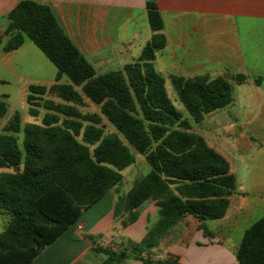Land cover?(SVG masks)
<instances>
[{
  "label": "trees",
  "instance_id": "1",
  "mask_svg": "<svg viewBox=\"0 0 264 264\" xmlns=\"http://www.w3.org/2000/svg\"><path fill=\"white\" fill-rule=\"evenodd\" d=\"M152 32L138 60L122 70L96 75L39 0H20L7 14L0 50L8 53L26 40L56 68L55 83L27 88V113H46L41 123L22 125L15 111L0 132V214L7 217L0 232V264H30L84 211L122 181V171L144 158L150 171L133 181L114 205V220L125 228L136 222L146 202L156 206L139 242L127 241L123 251L96 247L103 264L132 258L152 262L143 254L185 216L199 221L222 218L235 178L227 161L194 131L205 115L232 101V86L223 78L170 77L178 110L168 97L165 79L152 66L166 45L155 0H144ZM65 82H60L61 79ZM244 75H236L240 84ZM53 96L55 102L45 96ZM88 100L99 113H83ZM7 105L0 99V121ZM103 119L113 132L106 133ZM18 135H22L19 143ZM238 264H264V216L245 230L235 251Z\"/></svg>",
  "mask_w": 264,
  "mask_h": 264
},
{
  "label": "crops",
  "instance_id": "2",
  "mask_svg": "<svg viewBox=\"0 0 264 264\" xmlns=\"http://www.w3.org/2000/svg\"><path fill=\"white\" fill-rule=\"evenodd\" d=\"M19 1L0 0V35L7 26V14ZM39 1L50 8L96 75L136 62L152 36L144 0ZM155 2L166 45L155 53L152 66L165 83L171 84L170 77L205 75L226 79L232 86L231 103L205 115L194 131L227 161L235 190L222 218L199 221L185 216L143 255L152 262L238 264L235 251L243 233L264 216V0ZM236 75L246 80L237 84ZM55 77L56 68L27 40L14 51L0 50V83L20 84L24 98L29 86L49 87ZM210 116L214 120L208 123ZM125 170L120 184L84 211L30 264H103L106 255L94 251L96 247L123 251L127 241L139 242L146 233L147 218L156 216V206L146 202L136 222L125 228L114 220L117 199L131 188L126 192L118 188ZM122 264L142 263L129 258Z\"/></svg>",
  "mask_w": 264,
  "mask_h": 264
},
{
  "label": "rangeland",
  "instance_id": "3",
  "mask_svg": "<svg viewBox=\"0 0 264 264\" xmlns=\"http://www.w3.org/2000/svg\"><path fill=\"white\" fill-rule=\"evenodd\" d=\"M166 91L168 94V97L173 102L175 107L184 113V115L187 116V112L183 108V106L177 101L176 94L171 86V84L166 81L165 83ZM0 94H3L2 100L7 105V115H11L14 111L20 112L21 115L24 116L25 119L21 118V122L23 121V125L26 123H41V119L45 115L46 111L43 108L39 109V115L37 118H33L28 115L27 113V105L25 102V98L22 97V89L20 84H16L14 82H10L9 84H2L0 83ZM45 98H49L54 100L55 102H60L57 98L53 96L46 95ZM81 112L83 113H99V107L95 106L88 100H85V105L83 107H80ZM27 120V121H26ZM214 116H210L207 118V122H213ZM25 121V122H24ZM103 122L106 125V133L113 132L114 129L109 125L106 120L103 119ZM7 120L3 119L0 121V132L3 129V127L6 125ZM199 130V125H194V130ZM19 143H21L22 135H18ZM213 140L210 139V143H212ZM150 171L149 165L145 162L144 158L140 155H136L135 164L129 168L128 171H124V181L123 183L118 187L120 192H126L130 187V183L132 180L139 179L146 175ZM128 183H130L128 185ZM7 222V217L0 216V232L4 229L5 224Z\"/></svg>",
  "mask_w": 264,
  "mask_h": 264
}]
</instances>
